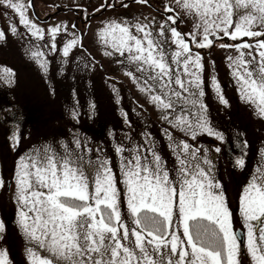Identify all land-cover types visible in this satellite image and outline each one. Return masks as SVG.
<instances>
[{
    "label": "snow or ice",
    "instance_id": "1",
    "mask_svg": "<svg viewBox=\"0 0 264 264\" xmlns=\"http://www.w3.org/2000/svg\"><path fill=\"white\" fill-rule=\"evenodd\" d=\"M119 3L129 7L125 0ZM134 3L148 5L149 0ZM0 7L18 14L20 24L33 37L43 39V30L27 19L20 0H0ZM164 12L168 15L159 23L155 17L106 22L98 33L106 49L104 55H118L124 74L170 129L191 140L206 133L223 142L224 136L211 126L208 106L203 102L204 58L192 51L190 44L203 49L213 46L215 41L210 37L232 41L264 37V0H174V6L166 4ZM180 12L193 20L192 32L178 31ZM11 31L16 34V27ZM48 31L55 50L59 28ZM3 39L5 33L0 31ZM78 43L83 46L73 36L65 44L63 56L68 57ZM219 47L238 53L228 60L240 99L253 105L264 119V39L255 44L221 43ZM32 55L47 72V61L40 59L43 53ZM210 84L219 102L228 106L215 75ZM164 135L174 157L172 167L145 134L147 147H115L119 177L107 157L92 160L86 155L78 138L71 145L61 140L59 149L43 144L20 156L14 199L17 224L30 245L26 248L28 264H241V241L208 150L177 139L169 129H164ZM10 139L16 148L21 137L14 132ZM235 166L243 168L244 159L237 158ZM3 187L5 181L0 178ZM122 198L127 217L122 214ZM239 210L246 229L247 255L252 264H264V165L243 188ZM145 218L151 219L152 227L144 223ZM174 218L176 231L172 230ZM128 219L134 227H129ZM190 222L211 226L208 246L199 229L193 233ZM4 230L0 222V233ZM0 264H9L6 252H0Z\"/></svg>",
    "mask_w": 264,
    "mask_h": 264
},
{
    "label": "rangeland",
    "instance_id": "2",
    "mask_svg": "<svg viewBox=\"0 0 264 264\" xmlns=\"http://www.w3.org/2000/svg\"><path fill=\"white\" fill-rule=\"evenodd\" d=\"M20 2L25 5L27 19L43 30V39L33 37L20 24L18 14L0 7V31L5 33V39L0 40V178L5 181V187L0 188V222L5 225L4 232L0 233V252L7 253L9 264H28L26 248L30 245L17 224L15 169L20 156L34 147L53 144L59 149L61 140L71 145L78 138L86 155L92 160L107 157L119 177V157L115 153V147L121 144L126 148L137 144L147 147L144 145L147 134L155 141L168 166L172 167L175 162L164 135V129H169V125L161 119L160 112L145 94L124 74L118 63V55H104L106 49L98 36L104 24L113 19L132 20L139 17L143 20L145 17H155L158 23L163 22L168 15L164 12V7L166 4L174 6V0H149L148 5L125 0L129 4L128 8L120 7L119 0ZM29 4L32 6L29 7ZM98 8L101 10L97 11ZM180 16L178 31L192 32L193 20L183 12H180ZM13 26L17 29L16 34L11 31ZM53 27L59 28L54 41L55 50L51 47L53 40L48 31ZM73 36L79 38L83 46L78 43L70 50L68 57H64L63 48ZM210 38L215 41L211 48L199 49L194 44L190 47L204 58L202 77L206 98H203V102L208 106V117L213 121V129L223 134L224 141L206 133L191 140L181 132L169 131L177 139L187 140L195 147L208 150V156L215 165V175L225 188L234 231L240 229L245 235L244 252L241 247L239 259L241 264H252L245 248L246 229L240 215L239 198L255 170L264 165V119L257 115L253 105L240 99L228 60V56L235 57L238 53L235 49L220 48L219 44H255L264 37H243L237 41ZM33 52L43 53L40 59L47 61V72L40 67ZM213 75L220 83L228 106L219 102L211 88L210 80ZM135 96L145 105L144 108L151 111V117L135 106ZM95 97L96 101L110 99L114 109L122 111L124 119L125 114L129 115L131 122L128 128L131 130L113 132L117 126L114 123L113 129L102 132L95 120L100 112L93 103ZM132 98L133 104H128ZM140 119H143V125H139L141 121H136ZM14 132L21 137L16 148H13L10 139ZM106 134L108 136L104 138ZM217 147L221 149L219 153L215 151ZM237 158L244 159L243 168L235 166ZM118 187L122 189L123 185L118 184ZM121 210L127 217L126 200L123 198ZM126 222L130 228L134 227L130 219ZM176 229L177 222L174 218L172 230ZM179 232L182 234V227Z\"/></svg>",
    "mask_w": 264,
    "mask_h": 264
},
{
    "label": "trees",
    "instance_id": "3",
    "mask_svg": "<svg viewBox=\"0 0 264 264\" xmlns=\"http://www.w3.org/2000/svg\"><path fill=\"white\" fill-rule=\"evenodd\" d=\"M226 41L229 42V40H226ZM190 46H191V44H190ZM96 98L97 97H95V100H93L94 101L93 103H94V105H96L97 109H99L100 112L96 116L95 120H96V123H99L98 124V128H101L103 130L102 132L108 131L109 128L113 129L114 126H115L114 123H117V126H116V129L113 130V132H117L118 133L120 131H125V130H127V132H129L131 130L130 128H128V127H130V125H128V124H130V122H131L129 115L127 116L128 123H126L125 119L122 117V111L117 112V109L116 108L114 109L113 103L111 102L110 99L105 98L106 100L101 99V101H98V99H97V101H96ZM134 98L137 101V104L135 106H137L140 109H143L144 111H146L144 113L145 114L148 113L149 116H150L151 111L148 110L147 108H144L145 105L141 104L139 102V99L136 98V96ZM203 98H206V96H204ZM128 104H133V98H132V100H130V102H128ZM143 119L136 120V121H141L139 125H143L144 124L142 122ZM208 119H209V122H210V124L212 126L213 121L210 119V117H208ZM132 121H135V120H132ZM119 125H121V126L119 127ZM171 130L175 131L174 129H171ZM107 136H108V134L104 135L103 137L106 138ZM151 215H153V214H148L149 217ZM144 223L148 227H152L153 226V223H152L151 219L145 218ZM190 226H191V229H192L194 234L197 231V229H199V231L201 232L202 238L206 242V246H208V244L211 243V226L208 225L207 222H202L200 224H197L195 222H190ZM206 228L208 229L207 234H205V229Z\"/></svg>",
    "mask_w": 264,
    "mask_h": 264
},
{
    "label": "water",
    "instance_id": "4",
    "mask_svg": "<svg viewBox=\"0 0 264 264\" xmlns=\"http://www.w3.org/2000/svg\"><path fill=\"white\" fill-rule=\"evenodd\" d=\"M236 235L240 238L242 252H244V243H245V235H244V232L241 231L240 229H238L237 232H236Z\"/></svg>",
    "mask_w": 264,
    "mask_h": 264
}]
</instances>
